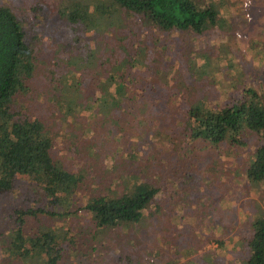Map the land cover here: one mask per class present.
Masks as SVG:
<instances>
[{
    "label": "rangeland",
    "instance_id": "rangeland-1",
    "mask_svg": "<svg viewBox=\"0 0 264 264\" xmlns=\"http://www.w3.org/2000/svg\"><path fill=\"white\" fill-rule=\"evenodd\" d=\"M76 1L84 0H0L23 19L28 37L37 36L41 48L29 91L13 107L50 124L56 131L53 156L81 173L79 206L69 207L130 192L125 174L152 183L158 192L139 222L98 231L86 210L61 213V206H46L42 187L22 178L0 194V264H22L4 249L13 236L9 231L18 228L11 213L38 203L42 210L22 214L21 226L32 236L67 229L59 264H241L252 218L264 211V185L246 178L261 140L245 130L243 145H215L187 135L185 125L190 105L199 100L226 103L252 88L264 101V0H228L226 27L202 34L160 32L135 19L120 30L111 25L82 33L58 15L61 6ZM119 33L147 58L141 73L148 84L141 95L147 103L117 117L108 107H92L97 98L91 91L101 83L93 80L97 66L86 77L67 73L80 71L84 48L95 51L94 58L109 53ZM92 38L101 42L96 49ZM67 99L81 109L56 113ZM130 152L134 159L126 156ZM40 262L33 258V264Z\"/></svg>",
    "mask_w": 264,
    "mask_h": 264
},
{
    "label": "trees",
    "instance_id": "trees-1",
    "mask_svg": "<svg viewBox=\"0 0 264 264\" xmlns=\"http://www.w3.org/2000/svg\"><path fill=\"white\" fill-rule=\"evenodd\" d=\"M227 1L84 0L61 6L58 15L82 33L102 26L109 29L111 25L120 30L126 27L128 20L135 19L160 32L179 30L202 34L214 27H226ZM33 9L37 7L33 6ZM121 36L117 34L114 44L108 49L109 53L99 57L94 58L97 53L84 48L79 54L81 63L77 67H81L80 71L67 73L86 77L91 73L92 65L97 66L93 80L101 83L95 84V89L91 91L97 98L92 107H108L117 117L119 113L126 115L136 105L147 103L146 99L141 100V95L148 84L144 80L147 77L141 73L142 68L146 69L148 65L147 58L141 56L143 51L138 49V44L133 46L123 41ZM92 39L94 43L91 46L96 49L95 44L101 42ZM37 43V36L28 37L24 21L16 11L7 3L0 4V194L11 192L24 178L30 186L42 187L43 194L48 198L44 205L61 206V213L86 210L98 231L139 222L158 189L142 179L131 180L127 174L124 176L131 187L130 192L117 197L97 195L81 207H69L73 204L79 206L76 204L79 198L76 197L81 186V173L67 169L53 156L56 131L50 124L36 117L24 116L13 107L16 97L29 91V80L37 69L41 51ZM67 88L69 86H57L56 90ZM64 102L67 105H56V113L72 114L81 109L73 101L67 99ZM116 118L118 121L119 118ZM119 121H123L122 118ZM245 130L253 131L261 140L246 168V178L256 187L263 186L264 101L261 95L247 88L242 97H232L226 103L199 100L189 107L185 132L192 138L204 139L215 145L224 141L243 145ZM126 156L134 159L133 152ZM37 200L34 197L32 201L37 203ZM33 206L28 207L34 210L28 208L23 211L14 207L11 215L14 217L16 214L14 221L18 223V228L9 231L13 236L4 249L10 250L22 264H33V258L41 260L40 264H59L63 256V237L69 239L67 234L70 232L67 229L61 234L45 231L33 236L32 232H25L21 226L24 223L22 214L42 210L40 203L35 208ZM251 229V236L245 244L248 254L241 264H264V211L253 216ZM221 243L220 247L223 246ZM127 256L118 257L126 259Z\"/></svg>",
    "mask_w": 264,
    "mask_h": 264
}]
</instances>
